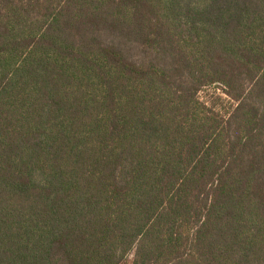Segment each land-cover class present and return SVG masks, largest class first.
<instances>
[{
    "label": "trees",
    "instance_id": "trees-1",
    "mask_svg": "<svg viewBox=\"0 0 264 264\" xmlns=\"http://www.w3.org/2000/svg\"><path fill=\"white\" fill-rule=\"evenodd\" d=\"M264 264V0H0V264Z\"/></svg>",
    "mask_w": 264,
    "mask_h": 264
},
{
    "label": "rangeland",
    "instance_id": "rangeland-1",
    "mask_svg": "<svg viewBox=\"0 0 264 264\" xmlns=\"http://www.w3.org/2000/svg\"><path fill=\"white\" fill-rule=\"evenodd\" d=\"M127 264H130L129 262Z\"/></svg>",
    "mask_w": 264,
    "mask_h": 264
}]
</instances>
